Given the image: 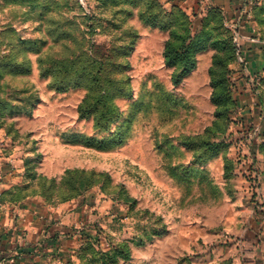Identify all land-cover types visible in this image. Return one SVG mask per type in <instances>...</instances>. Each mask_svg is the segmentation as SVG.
<instances>
[{
  "label": "rangeland",
  "instance_id": "rangeland-1",
  "mask_svg": "<svg viewBox=\"0 0 264 264\" xmlns=\"http://www.w3.org/2000/svg\"><path fill=\"white\" fill-rule=\"evenodd\" d=\"M213 8L0 0L16 186L88 211L48 264H264V0Z\"/></svg>",
  "mask_w": 264,
  "mask_h": 264
},
{
  "label": "crops",
  "instance_id": "crops-1",
  "mask_svg": "<svg viewBox=\"0 0 264 264\" xmlns=\"http://www.w3.org/2000/svg\"><path fill=\"white\" fill-rule=\"evenodd\" d=\"M193 9L196 0H163ZM224 10L228 18H238L243 0H207ZM3 154L0 146V264H48L52 255L74 259L79 233L88 211L71 204L52 208L41 196H28L12 202L6 194L22 183V166ZM59 264V259H56ZM220 257L209 264H222ZM260 264H263L262 262Z\"/></svg>",
  "mask_w": 264,
  "mask_h": 264
},
{
  "label": "trees",
  "instance_id": "trees-1",
  "mask_svg": "<svg viewBox=\"0 0 264 264\" xmlns=\"http://www.w3.org/2000/svg\"><path fill=\"white\" fill-rule=\"evenodd\" d=\"M210 14L212 15H217L219 17L222 18V10L220 8H213L210 11ZM166 57L170 58L173 54L174 56H178L177 51L175 48H172L171 45H168L167 49H166ZM187 55V52L183 53V57ZM191 63V62H190ZM26 178H27V174H26ZM28 196H40L36 193L33 192H29V186L28 184H24L22 186H16L13 190L9 191L6 194V197H8V199H10L12 202H20L23 199H25Z\"/></svg>",
  "mask_w": 264,
  "mask_h": 264
}]
</instances>
